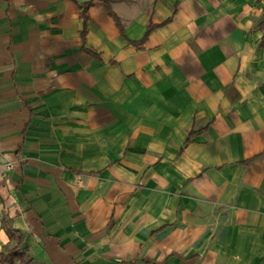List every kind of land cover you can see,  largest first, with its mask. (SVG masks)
Returning <instances> with one entry per match:
<instances>
[{
	"label": "crops",
	"instance_id": "1",
	"mask_svg": "<svg viewBox=\"0 0 264 264\" xmlns=\"http://www.w3.org/2000/svg\"><path fill=\"white\" fill-rule=\"evenodd\" d=\"M12 251L264 264V0H0Z\"/></svg>",
	"mask_w": 264,
	"mask_h": 264
},
{
	"label": "trees",
	"instance_id": "2",
	"mask_svg": "<svg viewBox=\"0 0 264 264\" xmlns=\"http://www.w3.org/2000/svg\"><path fill=\"white\" fill-rule=\"evenodd\" d=\"M89 4H83L81 5L82 6V14L84 15L86 10H87V7H88ZM108 9V8H107ZM110 12V11H109ZM111 15L114 17V19L116 20V17L111 13ZM9 236H11V233H10V230H7ZM21 255L17 252V251H12L10 252L7 256H6V259H7V264H13V261L15 258H19V264H28V261H26L25 259H22L20 257Z\"/></svg>",
	"mask_w": 264,
	"mask_h": 264
},
{
	"label": "built area",
	"instance_id": "3",
	"mask_svg": "<svg viewBox=\"0 0 264 264\" xmlns=\"http://www.w3.org/2000/svg\"><path fill=\"white\" fill-rule=\"evenodd\" d=\"M11 168V164L5 165V169L9 170Z\"/></svg>",
	"mask_w": 264,
	"mask_h": 264
},
{
	"label": "water",
	"instance_id": "4",
	"mask_svg": "<svg viewBox=\"0 0 264 264\" xmlns=\"http://www.w3.org/2000/svg\"><path fill=\"white\" fill-rule=\"evenodd\" d=\"M77 2L79 1V0H76Z\"/></svg>",
	"mask_w": 264,
	"mask_h": 264
}]
</instances>
